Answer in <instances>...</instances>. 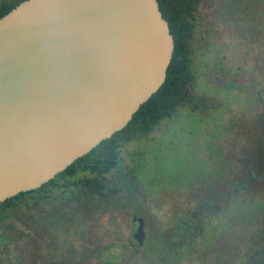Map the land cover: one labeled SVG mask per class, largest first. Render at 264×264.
<instances>
[{
  "label": "water",
  "instance_id": "1",
  "mask_svg": "<svg viewBox=\"0 0 264 264\" xmlns=\"http://www.w3.org/2000/svg\"><path fill=\"white\" fill-rule=\"evenodd\" d=\"M173 49L157 0H22L2 15L0 201L122 129L164 82Z\"/></svg>",
  "mask_w": 264,
  "mask_h": 264
},
{
  "label": "rangeland",
  "instance_id": "2",
  "mask_svg": "<svg viewBox=\"0 0 264 264\" xmlns=\"http://www.w3.org/2000/svg\"><path fill=\"white\" fill-rule=\"evenodd\" d=\"M3 1L10 0L0 3ZM196 16L199 24L192 43L195 100L120 152L122 171L133 172L141 193V213L146 218L153 214L148 227L160 223L162 231L180 217L184 205H190L188 192L204 185L213 189L217 180L230 179L229 169H234L250 131L257 136L264 132L260 122L252 128L264 111V0H201ZM256 181L250 175V188ZM263 186L251 190L255 195L249 204H230L233 206L226 211L207 218L194 247L181 251L180 264H206L211 260L209 251L220 256L221 249L229 260L244 264V253L264 244V240L252 241L255 231L264 225ZM98 205L93 206L101 211L99 217L87 214L82 220L75 213L41 232L39 240L50 258L71 257L79 249L93 247L99 257L112 260L113 254L118 260V247H131L135 229L131 209L107 206L105 211ZM223 237L235 247H214ZM97 259L90 257L89 264H103Z\"/></svg>",
  "mask_w": 264,
  "mask_h": 264
},
{
  "label": "trees",
  "instance_id": "3",
  "mask_svg": "<svg viewBox=\"0 0 264 264\" xmlns=\"http://www.w3.org/2000/svg\"><path fill=\"white\" fill-rule=\"evenodd\" d=\"M20 1L22 0L1 2L0 17ZM157 1L174 40L172 58L166 69L164 82L139 106L122 129L101 140L40 187L21 191L0 201V264H89L90 257L98 258V263L103 264H180L179 257L184 244L191 236L200 233L201 224L207 218L226 211L233 206L230 204H249L255 195L251 190L264 184V169L261 168L264 166V132L257 136L250 131L247 144L236 158L231 182L223 188H216L215 183L212 184L216 186L213 189L207 186L209 190L204 196L206 185L197 189L200 192H188L190 205H184V212L168 230H159L160 223L154 224L152 228L146 225L144 229L143 226L145 234L141 242L134 237V231L131 247H118V260H115L113 254L109 258L112 260L99 257L100 252L93 247L79 249L71 257L52 259L48 256L49 251L39 240L41 232L48 225L53 227L75 213L82 220H86L87 214L99 217L101 211L93 205H103L100 209L105 211L107 206L131 209L133 225L134 216H140L143 225L144 220L146 223L153 220V214L146 218L145 213H141L144 210L141 193L134 183L133 172L122 171L120 152L127 143L146 136L161 121L176 116L182 107L195 100L196 72L192 43L199 24L196 12L201 0ZM260 115L261 119H255L252 128L258 122L264 126V111ZM110 172L112 176H109ZM250 175L252 180H259L252 184V188ZM228 196L235 202L228 203ZM218 197H222L223 201L218 200ZM140 205L142 206L139 207ZM261 227L255 231L257 234L252 238L253 244L264 240V225ZM263 252L264 244L253 246L249 252L244 253L242 261L247 264L252 255ZM235 254L238 255V251ZM139 255L142 257L137 262ZM207 257L211 260H207L206 264H239L229 260L223 249L220 250V256L210 250ZM213 258L216 259L215 262ZM254 264H264V259L257 258Z\"/></svg>",
  "mask_w": 264,
  "mask_h": 264
},
{
  "label": "flooded vegetation",
  "instance_id": "4",
  "mask_svg": "<svg viewBox=\"0 0 264 264\" xmlns=\"http://www.w3.org/2000/svg\"><path fill=\"white\" fill-rule=\"evenodd\" d=\"M229 171H230V176H229V180H227V181H224V180H217L215 183H217L218 182V184H220L221 183V186H222V188L223 187H225L226 185H228L230 182H231V178H232V173H233V171H235V167H234V169H229ZM226 182H228V183H226ZM215 185H217V184H215ZM218 186V185H217ZM229 197V200H228V203H234L235 202V200H232V198H230L231 196H228ZM218 200H220V201H223V198L222 197H218ZM134 226H135V229H136V227L138 226V224H139V222L135 219V222H134ZM148 226V223H146V221L144 220V229H145V226ZM135 229H134V231H135ZM201 232V234H202V230L200 231ZM199 234L197 233V236H198ZM196 238V236L195 235H193V236H191L190 237V239L187 241V243H185L184 244V247H194V245L195 244H193V241H194V239ZM224 239H222L221 241H220V243H219V245L218 244H216L214 247H235L232 243H233V241H231L230 239L228 240L227 239V237H223ZM227 242V243H226ZM196 246L197 247H207L208 245H205V244H200V245H197L196 244Z\"/></svg>",
  "mask_w": 264,
  "mask_h": 264
}]
</instances>
